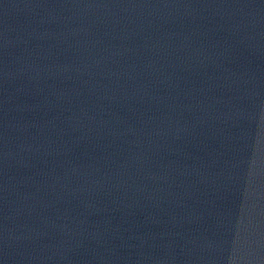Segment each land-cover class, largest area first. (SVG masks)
Wrapping results in <instances>:
<instances>
[{
  "label": "water",
  "instance_id": "95a60500",
  "mask_svg": "<svg viewBox=\"0 0 264 264\" xmlns=\"http://www.w3.org/2000/svg\"><path fill=\"white\" fill-rule=\"evenodd\" d=\"M0 264H264V0H0Z\"/></svg>",
  "mask_w": 264,
  "mask_h": 264
}]
</instances>
